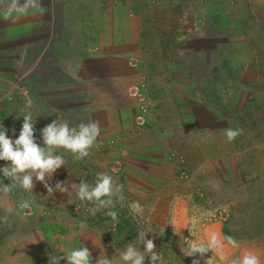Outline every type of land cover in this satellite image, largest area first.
<instances>
[{"label": "crops", "instance_id": "crops-1", "mask_svg": "<svg viewBox=\"0 0 264 264\" xmlns=\"http://www.w3.org/2000/svg\"><path fill=\"white\" fill-rule=\"evenodd\" d=\"M9 3L0 4V52L9 46L25 49L23 61L31 62L35 71L26 78V87L14 91L13 72L3 67L0 58V124L8 129L7 137H19L25 111H31L36 120L34 137L41 147L42 129L53 121H66L69 127L98 121L100 135L82 160L56 149L55 154L66 163L49 184L55 188L57 181L66 182L68 193L47 192L35 178L32 193L20 188L9 194L0 192V264H67L58 257L83 246L96 264L99 257L125 251L132 241L142 251L144 245L130 236L133 216L126 205L120 209L118 231L110 236L108 225L114 221L105 214L107 209L91 215L85 208L94 205L81 201L71 188L80 181L94 186L97 173H107L123 186L122 199L137 208L149 234L168 228L182 236L186 225L199 217L200 201L209 198L207 194L203 199L198 192L221 193L229 186L227 181L232 183L229 187L240 186L233 179L247 167L236 151L240 135L231 142L226 136L239 118L223 111L256 110L263 103V91L252 88L244 100L238 89L233 103L226 104L222 97L213 102L212 89L192 82L197 71H191L184 56L164 61L161 56L153 58L149 88L137 81L139 75L126 59L133 54L141 59L147 28L142 16L130 13L121 0H38L37 7L10 14ZM137 83H143L145 112L132 92ZM115 161L121 163L119 171L112 170ZM5 163L0 161V168ZM0 179L11 183L2 173ZM118 199L114 198L116 207ZM25 201L32 202L25 207ZM197 230L191 231L190 240L207 244L215 233L224 241L223 261L251 251L264 264V249L254 243L238 248L228 244L222 222ZM260 232L264 234V228Z\"/></svg>", "mask_w": 264, "mask_h": 264}, {"label": "rangeland", "instance_id": "rangeland-1", "mask_svg": "<svg viewBox=\"0 0 264 264\" xmlns=\"http://www.w3.org/2000/svg\"><path fill=\"white\" fill-rule=\"evenodd\" d=\"M121 1L130 13L142 16L147 28L144 35L148 42L141 59L134 54L126 59L133 73L139 75L137 81H144L149 88L148 74L154 67L151 64L153 58L161 56L164 61L169 58L179 60L180 56H184L191 64V71H197L192 82L196 87L212 89L210 95L213 102L222 97L226 99V104L233 103L238 89H242L244 100L249 98L252 88L255 92H264V0ZM2 51L0 58L3 67L13 72L12 90L19 91L21 87H26V78L34 70L33 65L31 62L24 63L23 48L14 49V46H9ZM144 60L147 64L143 63ZM177 60V70H180ZM262 100L264 103V96ZM263 103L256 110L246 108L247 112L233 113L229 108L224 109V115L236 114L239 118L232 129H243L240 140L236 139V151L247 167L243 173L233 177L235 183L241 182L240 186L229 187L232 183L227 181L224 183L229 186L224 187L221 193L202 194L203 199L207 194L209 198L200 201L199 217H195L197 221L188 223L182 236L168 228H156L152 230L153 233H148L146 237L154 241L155 250L162 256L163 264H192L193 258L185 257L182 250L187 248L191 231L192 234L197 229L199 232L211 222H222L224 236L232 237L238 244L247 246L252 242L254 246L264 249V234L260 232L264 228ZM218 207L227 211L225 220H212V214L216 213ZM89 209L85 208L86 211ZM120 209L116 206L113 209L118 216L121 215ZM123 227L128 229L127 225ZM129 230L132 239H138L140 234L133 217ZM115 231L107 230V233L111 236ZM130 244L138 247L133 241ZM122 252H113L108 258L112 259L113 264H124L120 258ZM218 256V252L209 251L202 259L199 255L195 258L200 259L201 264H231L220 260ZM240 258L242 255L237 259ZM145 264H149V258L145 259Z\"/></svg>", "mask_w": 264, "mask_h": 264}, {"label": "clouds", "instance_id": "clouds-1", "mask_svg": "<svg viewBox=\"0 0 264 264\" xmlns=\"http://www.w3.org/2000/svg\"><path fill=\"white\" fill-rule=\"evenodd\" d=\"M2 3L4 0H0V4ZM29 6L37 7L38 0H24L23 4L20 3V0H10L8 12L9 14L13 11L23 13L27 11ZM23 116L22 130L19 137L14 140L7 137L8 129L0 124V161L6 162L5 166L0 168V173L4 178L11 181L10 184L6 185L3 179H0V192L9 194L20 188L24 192L32 193L35 188V178V181L44 185L47 192L68 193L69 189L66 182L57 181L55 188L49 184L57 170L66 163L63 156L56 155L55 151L58 148H63L70 151L76 160L86 158L100 135L99 122L89 121L88 123H80L78 127H69L66 121H53L42 129L44 147H41L34 137L36 120L33 119L31 111H25ZM12 131L15 132L14 129ZM242 133L243 129L228 128L226 130L229 142L235 140ZM71 188L75 190L76 196L81 201H88L94 205L89 209L91 215L95 216L97 212L107 209L105 214L110 216L114 222H118V213L112 209L115 208L114 198L122 199L123 186L117 184L112 176L103 172L97 173L94 186L80 181L78 184L72 183ZM31 202L25 201L24 206L27 207ZM193 222H196L195 218ZM83 227L84 225L81 224V228ZM147 234L141 233L138 237L140 245H144L143 251L135 245L129 244L126 250L120 253V258L124 264H145L146 258H149V264H163L162 256L155 250L154 241L147 239ZM224 239L232 247H239L238 242L232 237H225ZM224 246V241L213 233L207 244L198 243L195 239H191L187 243V248L182 251L185 257L193 258L192 264H201L200 259L195 257L199 255L202 259L209 251H216L222 260L226 259L223 253ZM64 253L66 255L58 257V260L64 259L67 264H93L91 252L87 247L83 246ZM96 264H113V261L105 255L99 257ZM231 264H261V261L255 253L245 251L242 258L232 260Z\"/></svg>", "mask_w": 264, "mask_h": 264}, {"label": "built area", "instance_id": "built-area-1", "mask_svg": "<svg viewBox=\"0 0 264 264\" xmlns=\"http://www.w3.org/2000/svg\"><path fill=\"white\" fill-rule=\"evenodd\" d=\"M130 64L133 65L132 63H130ZM142 87H143V83H137V85L132 88V92L134 93L135 97L139 101L141 112H145V110H146V105H145V101H144L145 100V92H144ZM137 120L139 121V124H142L144 122L142 115H139L137 117ZM120 169H121V163L119 161H115V163L112 164V170L113 171H119ZM198 195L202 197L201 192H198ZM118 200H119L118 204H120L119 208L125 209V205H126L128 210H129V213L133 216V221H134L137 232L139 234L148 233V232H146V231H148L146 226H144L142 224L143 218L139 217V214L136 212L137 208L133 207L131 205V202L127 201V199H120L119 198ZM115 206H117V205H115ZM86 207L90 208L89 205H87ZM227 216H228L227 211L222 207H218L216 213L212 214V220H216V218L225 220L227 218ZM116 227H117V223L112 222L108 225V231H115ZM152 233H153V231H152Z\"/></svg>", "mask_w": 264, "mask_h": 264}]
</instances>
